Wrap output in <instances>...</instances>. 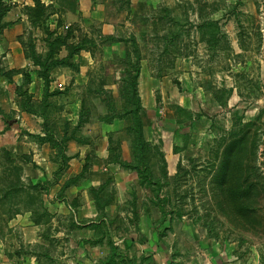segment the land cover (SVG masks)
<instances>
[{
    "label": "rangeland",
    "instance_id": "1",
    "mask_svg": "<svg viewBox=\"0 0 264 264\" xmlns=\"http://www.w3.org/2000/svg\"><path fill=\"white\" fill-rule=\"evenodd\" d=\"M100 1L103 7H130L129 0ZM142 5L157 7L154 30L162 39L171 35L168 53L158 65L173 73L169 76L172 100L179 104L157 107L141 136L140 150L135 133L128 132L131 116H117L124 105L120 86L115 93H107L104 103L89 100L92 118L112 105L116 111L113 157L122 170L136 166L141 171H129L136 176L126 193L110 187L111 178L99 189H87L134 199L133 204L104 205L126 217L113 220L118 230L100 248L91 249L95 240H87L90 259L100 260L96 264H215L221 242L264 239V0H152ZM37 10L28 8L33 18L43 20ZM141 30L147 28L141 26ZM163 42L158 43V52ZM141 51L149 53L145 41ZM10 119L5 116L6 123ZM61 147L58 143L57 148ZM227 149L231 152L226 158ZM22 161L31 162L19 155H0L1 193L11 179H19L23 188L10 193L8 207L0 206V212L15 216L36 209L44 214L39 222L43 224L51 216L42 204L50 189L43 186L46 181L41 185L28 180ZM247 203L253 210H240ZM67 209V214L59 209L67 219L61 226L71 236L55 244L52 249L57 253L86 235L81 227H71L68 218L75 209L72 205ZM139 215L143 226L152 223L155 229L145 228L141 236H134L130 227L140 223ZM1 219L0 235L5 226V218ZM134 237L143 247L133 243ZM63 259L69 260L70 255Z\"/></svg>",
    "mask_w": 264,
    "mask_h": 264
},
{
    "label": "crops",
    "instance_id": "2",
    "mask_svg": "<svg viewBox=\"0 0 264 264\" xmlns=\"http://www.w3.org/2000/svg\"><path fill=\"white\" fill-rule=\"evenodd\" d=\"M151 1L129 0L130 7H103L100 0H0V155L30 159L19 163L28 180L41 185L46 181L43 186L50 191L44 194L42 204L51 213L50 220L41 224L34 221L32 211L15 216L0 212V219L5 218L0 264H96L100 260L90 259L86 243L95 240L91 249L100 248L118 230L113 220L126 217V213L104 205L133 204L130 196L87 191L103 187L111 178L110 187L126 193L136 176L129 171L137 172L134 166H122L129 168L122 170L111 156L110 143L116 132L112 105L104 106L105 112L96 118L88 107L93 98L104 103L119 86L124 91L127 77L135 74L133 66L137 67L134 80L142 134L157 107L178 103L172 100L175 95L169 76L173 73L158 65L168 53L171 35H163L165 42L158 52L163 39L154 30L157 7L142 5ZM29 7H42L43 20L33 18ZM58 37L63 40L55 41ZM142 41L148 43L149 53L141 51ZM50 45L57 46L52 49ZM75 45L80 46L73 51ZM59 60L67 63L50 64L45 69L51 61ZM20 91L27 92L30 110L23 108L25 97ZM126 98L123 92L124 104ZM6 115L11 117L7 123ZM58 143H62L59 149ZM8 199L3 206L8 207ZM71 205L75 209L68 218L71 227H81L86 235L57 253L52 249L55 244L71 236L67 227L61 226L67 219L59 209L67 214ZM138 219L140 223L130 227L134 236H141L145 228L155 229L152 223L143 226L142 216ZM133 240L143 247L135 237ZM218 252L215 264H264V239L221 242ZM67 255L70 259L64 260Z\"/></svg>",
    "mask_w": 264,
    "mask_h": 264
},
{
    "label": "trees",
    "instance_id": "3",
    "mask_svg": "<svg viewBox=\"0 0 264 264\" xmlns=\"http://www.w3.org/2000/svg\"><path fill=\"white\" fill-rule=\"evenodd\" d=\"M41 9L38 7V10H37V15H42L41 14ZM47 32V35H50L51 33L46 31ZM63 40V38L61 37H58L55 39V41H61ZM52 47V49H54V46H57V45H50ZM80 45H75L73 46L72 50L75 51L79 48ZM50 47V48H51ZM52 52V51H51ZM56 63H67V60H59V61H51L49 64H47L45 66V69L48 68V66L50 64H56ZM133 66V65H132ZM134 68V71H135V74H130L128 77H127V86L125 87L124 89V93L126 94L127 96V102L125 101L126 104H124L122 106V113H119L117 116H123L124 114H128L131 116V124L128 128V132L131 133H135L136 135V141L137 143L139 144V148L141 150V146H142V142H141V136H142V129H141V122H140V119H139V116H138V112H139V109H140V105H139V97L137 96V91H136V88H135V80L134 78L136 77L137 75V67L136 66H133ZM46 77V75H45ZM19 94L23 95L25 97L24 101L22 102V106L24 109L26 110H30V108L28 107L27 105V102H28V95H27V92L26 91H20ZM129 99H132L131 103H130V107H128V102H129ZM114 116V115H113ZM111 117H108V119H110ZM111 143H112V140H111ZM111 143H110V146H111ZM232 148V147H231ZM231 152V149H227L226 150V158L229 156V153ZM139 155V161L141 163H143V158H142V155L141 154H138ZM111 156L113 157V147L111 146ZM114 158V157H113ZM115 160V158H114ZM116 161V160H115ZM228 164H224V166H226ZM126 166V165H125ZM134 168H137L136 166H134ZM141 169H143V166L141 164ZM138 171H140L138 168H137ZM141 172V171H140ZM5 187V190L2 191L1 193V190H0V206H3V201L6 197H11L12 194H17L18 192H21L23 190L22 188V184L19 182V179H11V180H7V183L3 186ZM0 189H1V186H0ZM243 206L240 207V210L242 211H245L247 212L248 211V208H250V211H252L253 207L252 206H249L251 204L248 205L247 204H241ZM45 211V210H43ZM32 212L35 214L34 216V221L35 222H40L42 216L44 215L43 213L41 212H37L36 213V209H33Z\"/></svg>",
    "mask_w": 264,
    "mask_h": 264
}]
</instances>
